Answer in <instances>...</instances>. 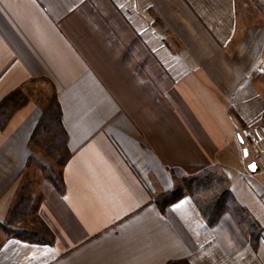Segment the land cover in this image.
Returning a JSON list of instances; mask_svg holds the SVG:
<instances>
[{"label":"crops","instance_id":"0c3cea01","mask_svg":"<svg viewBox=\"0 0 264 264\" xmlns=\"http://www.w3.org/2000/svg\"><path fill=\"white\" fill-rule=\"evenodd\" d=\"M39 80L67 134L64 191L32 158L45 104L28 96L0 127V223L32 194L54 243L4 233L0 264H264V162L244 145L264 121V0H0V99ZM208 168L262 227L255 249L228 212L210 227L188 196L152 202L170 171Z\"/></svg>","mask_w":264,"mask_h":264},{"label":"trees","instance_id":"16d2710c","mask_svg":"<svg viewBox=\"0 0 264 264\" xmlns=\"http://www.w3.org/2000/svg\"><path fill=\"white\" fill-rule=\"evenodd\" d=\"M28 96L17 87L0 99V127H4L12 114L22 107ZM30 146H38L50 157V162L40 166L54 188L63 193L62 168L69 158L67 134L61 122V109L52 95L42 108L40 118L30 137ZM33 158V157H32ZM55 165L58 169H56ZM174 181L167 191L157 192L152 202L164 214L166 208L182 197L192 198L208 226L215 225L222 214L228 212L236 224L249 234V240L255 249L261 237L262 227L250 216L248 211L235 199L226 177L212 168L191 176L177 177L170 171ZM38 197L21 193L6 224L0 223V229L8 237H15L30 243L52 245L54 235L37 215ZM30 218V221L28 217ZM166 264H191L186 258L173 259Z\"/></svg>","mask_w":264,"mask_h":264},{"label":"rangeland","instance_id":"374dc122","mask_svg":"<svg viewBox=\"0 0 264 264\" xmlns=\"http://www.w3.org/2000/svg\"><path fill=\"white\" fill-rule=\"evenodd\" d=\"M25 94L27 96H30L32 99L36 100L38 103H40L42 105V104H46V101L50 97L51 92L49 91L48 87L44 84V82H42V80H39V81L33 82L32 85L28 86L27 93H25ZM262 123H264V121H262ZM244 139H245V143H244L245 147L251 148V145L249 144L247 139L245 137H244ZM32 150L34 151L33 160H34L35 164H37L39 166L40 162H42L44 164H48V162H50V160H51L50 157H48L46 155L45 151H43L40 147L34 146V147H32ZM53 166L56 169H58L55 165H53ZM39 167H41V166H39ZM40 169H42V167ZM41 171L45 175V172L43 171V169ZM43 174H41V175H43ZM37 175H39V173L35 174L34 177L36 178ZM33 180H34V178H33ZM30 218H32V217H30V216L28 217L29 221H30ZM2 234H4V232L0 229V239H1Z\"/></svg>","mask_w":264,"mask_h":264},{"label":"built area","instance_id":"2783aa9c","mask_svg":"<svg viewBox=\"0 0 264 264\" xmlns=\"http://www.w3.org/2000/svg\"><path fill=\"white\" fill-rule=\"evenodd\" d=\"M245 136L256 156L264 162V123L250 125L245 130Z\"/></svg>","mask_w":264,"mask_h":264},{"label":"water","instance_id":"95a60500","mask_svg":"<svg viewBox=\"0 0 264 264\" xmlns=\"http://www.w3.org/2000/svg\"><path fill=\"white\" fill-rule=\"evenodd\" d=\"M240 141H241V143H243V140H242L241 137H240ZM245 153H246V150H245ZM249 168H250L251 171H255V169H257L258 167H257V165H256L255 162H252V163L249 165Z\"/></svg>","mask_w":264,"mask_h":264}]
</instances>
